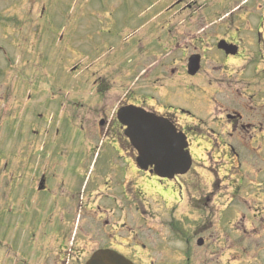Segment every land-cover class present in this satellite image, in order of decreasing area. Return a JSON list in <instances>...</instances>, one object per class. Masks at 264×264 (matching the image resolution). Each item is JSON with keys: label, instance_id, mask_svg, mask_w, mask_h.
I'll return each mask as SVG.
<instances>
[{"label": "rangeland", "instance_id": "374dc122", "mask_svg": "<svg viewBox=\"0 0 264 264\" xmlns=\"http://www.w3.org/2000/svg\"><path fill=\"white\" fill-rule=\"evenodd\" d=\"M9 3L5 0V9ZM20 5L15 12L25 15L19 14L22 17L15 25L11 19L0 20V28L12 29L0 31V264H56L58 260L59 244L43 237L48 233L44 226L38 227L39 217L48 210L43 213L33 204L25 205L21 180L16 176L11 187L10 172H23L28 155L34 161L28 166L35 171L38 145L53 141L55 133L69 124V116L80 123L85 112L75 108V102L107 90L111 107L128 91L125 81L134 75V67L139 66L144 83L153 82L151 88L166 86L167 81L157 76L162 70L167 74L169 67L158 65L176 57H168L174 50L161 49L166 37L178 49L191 47L189 52L205 50L206 56L212 55L199 80L179 79L183 92L169 87L194 116L206 122L214 111L208 105L194 110L188 99L215 104V75L222 72L214 68L225 60L217 43L226 39L239 44L242 55L229 59L236 92L216 97L219 108L233 110L247 104L264 113V45L257 43L256 36L261 27L264 41V0H46L50 15L44 27L32 14L38 12L39 17L41 1L22 0ZM4 14L9 16L6 10ZM139 86L134 83V95L146 97L137 91ZM237 90L245 98L236 96ZM156 95L161 96L152 92L149 97ZM37 131L43 138L36 137ZM224 141L197 139L198 154L194 145L191 154L197 163L181 180L187 185L182 197L177 189L164 202L155 190H144V217L129 229L108 228V235L118 239L107 237L104 246H116L138 264H264V141L255 138L249 146L231 137ZM95 145V162L104 157L105 164L122 156L112 134L98 133ZM226 145L237 149L238 158L222 154L228 151ZM32 179L31 175L28 184ZM199 239L205 241L203 247L197 246Z\"/></svg>", "mask_w": 264, "mask_h": 264}, {"label": "flooded vegetation", "instance_id": "af4514ba", "mask_svg": "<svg viewBox=\"0 0 264 264\" xmlns=\"http://www.w3.org/2000/svg\"><path fill=\"white\" fill-rule=\"evenodd\" d=\"M39 1L43 4L39 17H37L38 12L32 11V14L36 15V19L40 18L43 21L42 26L44 27V19L50 15V7L49 5L45 6L46 0H37V2ZM21 2L22 0H10L11 6L8 8L13 10L11 13L9 9L4 7L5 0H0V20L11 19L12 25H15L16 21L25 15L20 11L18 14L15 12L20 8ZM5 10L9 16L4 14ZM175 14H180V12ZM4 30L10 33L12 29L0 28L1 32ZM260 35L259 32V42L261 41ZM225 41L228 44L239 46L240 49V45L237 43L227 39ZM162 46L161 49L165 51L167 49L174 50L175 54L170 53L168 57L176 56L170 63L165 62L158 65L169 67V72L165 70L167 74L162 70L157 76L159 79L167 81L166 86L163 83V88L161 86H154V89L152 86L151 88L149 85L153 82L148 80L144 83L142 72L138 71L139 66L134 67V75L127 82L125 81V87L129 88L128 91L117 98L111 107H108L109 91L107 92V90H98L91 94L92 97L81 99V101L73 104L79 111L85 112L80 115L83 116L80 123L76 121L75 116H69L67 118L69 124L63 131L58 130L55 133L53 141L43 144L41 142L38 145L36 172L33 171L32 166H28L34 163L33 157L30 155L26 156L27 166L23 168V172H10L9 185L11 187L17 178L16 176H18V180H21L19 186L23 203L27 206L33 204L37 210L39 209L43 213L45 209L48 210L47 215L39 217L38 227L44 226L42 229H46L45 233L48 234L47 236L43 235V237L55 239L59 244L56 264H86L82 260H88L95 251L104 249L107 237L118 239L114 235H108V228L114 230L119 227L129 229L131 224H135L140 217H144L141 208L143 204L141 196L146 194L144 190L151 189L150 191L153 192L155 190L164 202H167L171 196L170 193L175 195L177 189L181 192L180 197H182L183 191H187V185L181 180L194 171L196 163L193 164L187 175L177 176L174 180L159 178L151 173V169L142 171L137 165L138 153L124 136V128L117 120V112L120 108L133 105L168 120L178 132L186 136L190 154L193 153V145L197 147L196 154H198L199 146L196 140L202 137L209 139L214 144L218 141L225 143L224 137H231L232 141L243 146L251 145L255 138H258L260 142L264 141V113L261 110L257 111L251 106L248 107L247 104L238 106L233 110L219 108L221 104L216 97L219 98L223 95L222 92L225 93L229 90L231 94L236 92L234 88L237 82L234 76L229 74L230 69L228 67L229 59H232L231 56L226 55L223 51H218L225 56V60L220 68H214V72L219 74L222 72L219 76L215 75V104H210L212 101L202 102L195 97L188 99L190 107H193L194 110L200 108L199 106L213 107L214 111L211 112V117L205 122L194 116L188 107L182 104L184 100L179 97L178 92L169 90V87L173 85L171 87L183 92L179 84L180 78L184 77V79L193 81L201 75L198 74L195 77L188 75L190 59L193 56H200L201 66H204L207 58L212 55L206 56L205 50L203 52L197 50L189 52L192 50L191 47L178 49L167 37ZM0 50L3 48L0 47ZM186 51L191 54L186 53ZM206 51L209 53L210 50ZM147 55L146 59L149 57V53ZM177 62L179 67H177ZM134 71H129V73ZM135 82L140 84L137 91L144 93L146 97H136L134 89L127 87L129 84L134 85ZM144 85L147 90L150 89L148 92H145ZM152 92H158L161 96L156 95V97L150 98ZM238 94H240L239 90H237L236 96ZM239 97L245 98L243 94H240ZM131 99L135 103H132ZM163 101L166 102L165 106ZM86 106L90 107L86 108ZM38 132L37 137L43 138V133ZM98 133L103 136L104 134L106 136L112 134V139L117 140L122 156L111 157L105 164L104 157L102 161L97 160L95 162L97 150L95 139ZM226 147L228 151L222 150V154L230 156L231 159L238 158L235 147H228L227 145ZM27 169H30L32 173L25 171ZM31 175L33 179L30 185L27 180ZM148 185L152 186L147 188ZM142 192L144 193L142 194ZM13 198L18 199L17 197ZM62 215L65 218H62ZM23 222L28 227L26 216ZM40 236L39 239H41ZM77 239H81L84 244H79ZM132 239H136L135 235ZM111 249L114 248L111 246Z\"/></svg>", "mask_w": 264, "mask_h": 264}, {"label": "water", "instance_id": "95a60500", "mask_svg": "<svg viewBox=\"0 0 264 264\" xmlns=\"http://www.w3.org/2000/svg\"><path fill=\"white\" fill-rule=\"evenodd\" d=\"M221 42L220 49L228 54H236L237 48H228ZM199 71V59H193L190 74ZM121 124L127 127L126 136L140 154L139 165L147 169L155 166L160 177L172 178L174 175L186 174L192 159L186 149L188 144L183 135L167 121L135 107L122 108L118 113ZM203 240L198 242L199 246ZM87 264H134L124 256L112 250H99L92 255Z\"/></svg>", "mask_w": 264, "mask_h": 264}]
</instances>
